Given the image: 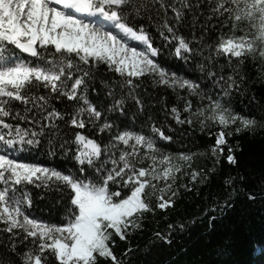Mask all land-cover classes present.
<instances>
[{
    "label": "snow or ice",
    "instance_id": "snow-or-ice-1",
    "mask_svg": "<svg viewBox=\"0 0 264 264\" xmlns=\"http://www.w3.org/2000/svg\"><path fill=\"white\" fill-rule=\"evenodd\" d=\"M172 59L192 71L173 70ZM249 59L264 66V0H0V264H130L133 249L118 258L112 237L141 229L155 211L147 202L155 181L199 155L158 146L173 139L163 130L169 119L192 130L219 125L215 162L226 126L264 127V105L252 109L260 119L233 107L249 94ZM42 143L75 167L29 160ZM223 184L213 210L234 207L237 192L264 199V185L240 187L241 173ZM33 187L59 193L57 217L33 211ZM185 227L166 224L149 243L171 245Z\"/></svg>",
    "mask_w": 264,
    "mask_h": 264
},
{
    "label": "trees",
    "instance_id": "trees-1",
    "mask_svg": "<svg viewBox=\"0 0 264 264\" xmlns=\"http://www.w3.org/2000/svg\"><path fill=\"white\" fill-rule=\"evenodd\" d=\"M141 22L147 25L154 44L161 46L155 26L147 20ZM168 66L183 71L185 75L192 71L190 68L185 70L183 61L179 59H172ZM245 72L249 80V94L234 96L233 107L241 115L257 116L260 119L252 109L264 105V66H261L259 60L249 59L245 61ZM160 94L167 95L170 103L175 101L171 90L161 89ZM249 101H252L251 105ZM56 107L62 106L57 104ZM186 115L182 112V118ZM192 119L196 121L198 118L194 115ZM168 123L172 130H163L173 139L158 141V146L171 153L191 151L199 155L194 157L190 165H182L174 177L167 181H155L157 190L147 200L155 211L145 212L141 221L143 227L126 234V239L121 240L118 235L112 237L115 240V244L111 245L114 253L120 258L125 249L131 246L133 252L130 264H264V199L257 196L255 200H249L243 192H237L229 200L234 207H216L213 210V204L217 201L223 204L220 193L228 175L243 174L246 184L240 187L259 191L264 185V127L245 128L238 120L226 126L224 131L231 132V135L226 136L224 151L219 155V161L215 162L211 146L215 144L216 133L220 131L219 125L208 122L200 130L197 124L195 130H192L189 125H177L172 119ZM237 128L240 131H236ZM85 134H88L87 130ZM229 148L235 156V164L226 159ZM28 159L61 169L75 167V161L70 156L59 153L54 157L48 155L46 143L39 146V151L34 148ZM144 166H147L146 162ZM193 169L197 172L196 179H192ZM31 191L33 211L38 215L43 212L57 217L60 211L57 204L59 193L52 190L46 194V190L34 187ZM163 199H171L172 203L160 209L157 205ZM176 222L184 223L186 227L182 233L178 230L173 232L171 245H150L155 231ZM99 264L108 262L105 258H99Z\"/></svg>",
    "mask_w": 264,
    "mask_h": 264
},
{
    "label": "rangeland",
    "instance_id": "rangeland-1",
    "mask_svg": "<svg viewBox=\"0 0 264 264\" xmlns=\"http://www.w3.org/2000/svg\"><path fill=\"white\" fill-rule=\"evenodd\" d=\"M182 165H184V164H182ZM182 165H181V166H182ZM181 166H180V167H181ZM158 181H164V179H163V178H161V179H160V180H158Z\"/></svg>",
    "mask_w": 264,
    "mask_h": 264
}]
</instances>
